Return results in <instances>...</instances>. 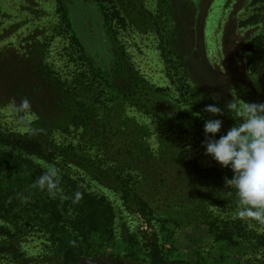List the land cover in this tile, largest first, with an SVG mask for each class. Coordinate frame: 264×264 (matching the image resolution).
<instances>
[{"label": "rangeland", "instance_id": "1", "mask_svg": "<svg viewBox=\"0 0 264 264\" xmlns=\"http://www.w3.org/2000/svg\"><path fill=\"white\" fill-rule=\"evenodd\" d=\"M254 2L0 0V133L70 146L88 160L82 168L69 157L76 164L74 173L85 179L90 192L108 199L116 216L114 240L103 245L104 254L94 256L98 264H152L147 242L154 233L159 234L167 264H264V226L250 230L247 221L237 217L238 198L225 183L233 173L206 155L204 147L210 139L204 132L207 120L222 121L216 140L240 122L228 103H264V80L243 67L242 49L262 27L244 24L260 10L262 4ZM84 18L92 20L89 27ZM62 98L68 106L58 105ZM25 99L28 108L22 107ZM209 105L221 113L207 112ZM60 109H91L95 115L76 122ZM106 111H114V129L120 132L114 147L99 133ZM149 112L170 115L158 121ZM140 129L150 134L142 142L159 163L154 164L159 184L145 177L149 185L143 190L146 201L154 200L150 205L156 217L141 212L132 195L143 184L130 177L156 169L144 159L117 153L121 133L135 138ZM159 136L176 148L163 143L156 152L162 144ZM106 146L114 150V160L104 163ZM164 184L170 192L164 206L174 207L168 216L152 196ZM199 201L222 222L220 231L232 229L229 224L235 221L246 234L236 230L235 244L216 240L196 212ZM50 246L43 237L28 238L21 245L26 257L22 264L51 257ZM132 251L135 257L128 255Z\"/></svg>", "mask_w": 264, "mask_h": 264}, {"label": "trees", "instance_id": "2", "mask_svg": "<svg viewBox=\"0 0 264 264\" xmlns=\"http://www.w3.org/2000/svg\"><path fill=\"white\" fill-rule=\"evenodd\" d=\"M254 1L256 4L259 2L262 4L260 10L258 14L244 21V24H260L262 27L260 33L248 41L242 49L245 61L243 67L246 68L245 72L248 75L250 72L259 73L264 80V0ZM87 19H85V23L89 27V22H92V20ZM57 101L61 107L69 105L64 98ZM60 110L72 115L76 122H80V120L90 121L92 116L95 115L91 109ZM149 113L158 121H164V118L169 119L168 116L170 115L165 112ZM97 117L99 118L98 115ZM208 117L205 115L204 119ZM104 118L105 121L99 128L101 130V132L99 130V133L112 140V146L114 147V143H116L114 140L120 133L118 128L114 129V111L109 113L106 111ZM178 123L180 126L184 125L180 121ZM88 126V124L84 125L85 128ZM143 132V129L136 131L135 138L131 137V133H121L123 138H120L117 153L127 154L136 161L144 159L146 163H152L151 167L156 169L153 170L154 172L143 174V177L130 176L133 178L134 183L136 179H141L136 183L143 184L140 190L132 195L141 212L145 217L147 212L156 217V210L150 205L154 200L146 201L144 199L146 194L143 190L149 185L145 184V179H150L152 185L159 184L156 173L159 170L154 165L159 163L152 161L154 153L149 145L142 142V139L147 140V138H150V134ZM159 143L162 144L156 152L161 150L163 143H165V147L176 148L173 143H168L166 138L161 136H159ZM163 153H165V150H162ZM76 154L70 146H59L52 141L41 140L39 137L32 135L0 133V261L22 264L26 257L21 245L30 237L40 236L45 238L51 245L52 256L43 257V261L38 264H84L88 261H93L94 264L99 263L94 256L104 254L100 253L104 248L103 245L114 240L116 216L108 199L105 196L90 192L85 179L74 173L73 168L76 164L69 162L70 156L75 157L78 166L82 168L84 166L83 162L88 161ZM103 154L102 161L104 163L114 160V150H110L107 146ZM46 165H55L58 169L61 191L54 197L49 195L46 190L33 187L37 178L48 169ZM98 170L100 169L98 168ZM208 170L217 172L214 167H209ZM154 174L157 176H153ZM111 182L114 184V178ZM168 186V184H164L163 189L166 191L163 189L152 191L153 198H156L155 201L165 207L163 214L166 216H168L167 210L173 207L170 205L164 206L168 201L164 197L166 192H169V190L167 191ZM127 190L131 194V190ZM231 194H235L234 189H232ZM174 206L177 207L178 205L174 204ZM207 207L208 205H203L199 201L196 203V212L206 219L204 222L209 226L210 233L216 237V240H226L235 244L234 235L236 230L240 235L246 234L241 224H237L235 221L229 224L232 229L225 228L230 232L220 231L219 224L222 222L213 219V216L209 215ZM174 215H178V212H174ZM208 219H212L214 222L209 223ZM165 222L164 220L163 223ZM234 225L240 228H233ZM136 244L139 245V242L136 241ZM147 248L152 264L166 263V256L163 252L159 234L154 233L148 239ZM128 255L135 257L137 254L132 251ZM177 264L186 263L179 262Z\"/></svg>", "mask_w": 264, "mask_h": 264}, {"label": "clouds", "instance_id": "3", "mask_svg": "<svg viewBox=\"0 0 264 264\" xmlns=\"http://www.w3.org/2000/svg\"><path fill=\"white\" fill-rule=\"evenodd\" d=\"M29 101H22V107L28 108ZM227 108L240 120L226 135L218 140L222 121L209 119L204 125V132L210 137L204 145L206 155L210 156L222 168L230 169L232 179L225 183L235 190L238 198L237 217L247 221L250 230H259L264 226V103L231 102ZM206 111L221 113V109L209 105ZM60 179L55 167L49 166L43 175L37 178L33 187L46 190L56 196L60 191Z\"/></svg>", "mask_w": 264, "mask_h": 264}, {"label": "flooded vegetation", "instance_id": "4", "mask_svg": "<svg viewBox=\"0 0 264 264\" xmlns=\"http://www.w3.org/2000/svg\"><path fill=\"white\" fill-rule=\"evenodd\" d=\"M109 259V258H108ZM99 259H97V261H98ZM102 260H104V259H102ZM114 260H115V258H114ZM105 261H107V260H105ZM116 261V260H115ZM114 263H116V262H114ZM177 263H179V262H177ZM84 264H86V263H84ZM103 264H109V263H103Z\"/></svg>", "mask_w": 264, "mask_h": 264}, {"label": "water", "instance_id": "5", "mask_svg": "<svg viewBox=\"0 0 264 264\" xmlns=\"http://www.w3.org/2000/svg\"><path fill=\"white\" fill-rule=\"evenodd\" d=\"M161 264H167V263H161ZM171 264H177V263H171Z\"/></svg>", "mask_w": 264, "mask_h": 264}]
</instances>
